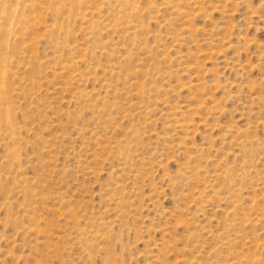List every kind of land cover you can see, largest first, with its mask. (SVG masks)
I'll return each instance as SVG.
<instances>
[{"label": "rangeland", "instance_id": "1", "mask_svg": "<svg viewBox=\"0 0 264 264\" xmlns=\"http://www.w3.org/2000/svg\"><path fill=\"white\" fill-rule=\"evenodd\" d=\"M0 264H264V0H0Z\"/></svg>", "mask_w": 264, "mask_h": 264}]
</instances>
